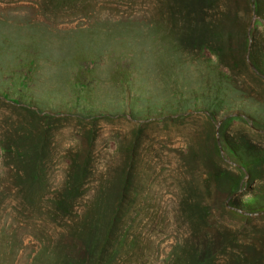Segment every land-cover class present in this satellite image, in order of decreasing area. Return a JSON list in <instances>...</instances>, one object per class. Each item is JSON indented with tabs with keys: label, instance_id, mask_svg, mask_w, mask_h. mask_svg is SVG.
<instances>
[{
	"label": "rangeland",
	"instance_id": "rangeland-1",
	"mask_svg": "<svg viewBox=\"0 0 264 264\" xmlns=\"http://www.w3.org/2000/svg\"><path fill=\"white\" fill-rule=\"evenodd\" d=\"M0 264H264V0H0Z\"/></svg>",
	"mask_w": 264,
	"mask_h": 264
},
{
	"label": "trees",
	"instance_id": "trees-1",
	"mask_svg": "<svg viewBox=\"0 0 264 264\" xmlns=\"http://www.w3.org/2000/svg\"><path fill=\"white\" fill-rule=\"evenodd\" d=\"M217 51L220 52L219 49H217ZM2 97L4 99L7 98L10 101H12L13 103L17 104V101L14 98L7 96L6 94H2ZM241 148L245 151V153H244L245 156L243 158L237 156L236 149L230 143H227V148H226L227 153L229 155L235 154L236 155L235 160H238L241 163L238 166V171H240V173L237 174V176H234L233 178L228 177L229 176L228 174H226L223 171H220L221 175L226 174L227 178H229V181H230L229 182V186H230L229 191L230 192L235 191L241 185V182L243 180V176L245 175V172H248L250 174L251 180L255 179V178L257 179L258 178V177H256L257 168H256V165L253 164V162H256L258 160V158H260V160H263L262 155H260V157H258V154L260 153V151H259V149H257V147L250 146L248 144H245V145L242 144Z\"/></svg>",
	"mask_w": 264,
	"mask_h": 264
}]
</instances>
